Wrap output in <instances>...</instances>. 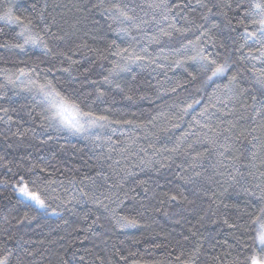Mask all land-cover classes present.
<instances>
[{
    "label": "trees",
    "instance_id": "16d2710c",
    "mask_svg": "<svg viewBox=\"0 0 264 264\" xmlns=\"http://www.w3.org/2000/svg\"><path fill=\"white\" fill-rule=\"evenodd\" d=\"M95 2L13 0L15 13L34 17L38 28L55 17L50 35L55 33L63 39L46 38L52 49L48 53L33 47L23 52L0 48V69L15 72L39 64L44 70L41 75L57 87L74 89L78 95L83 92L81 99L96 114L133 123L73 135L49 127L40 118L41 108L33 107V94L21 91L23 84L0 88V255L10 250V264H177L175 256L182 249L199 244L204 264H230L238 254L242 259L248 254L246 245L252 243L251 233L244 234L241 227L247 219L245 212L252 210L249 205L255 204L248 193L264 181L260 175L264 172V119L253 122L249 118L250 97L245 98V107H241L245 101H225L227 108L217 104L223 113L231 110L230 115L209 107L217 96H223H213L216 84L202 86L199 65L190 59L196 54L195 46L189 44L200 35L195 23L205 24L217 47L228 43L226 25L229 19H239L238 0H203L209 7L220 4L213 7L206 22L201 16L207 9L190 0L189 7L179 15L170 14L169 21L175 15L176 27L193 31L184 35L173 31L171 38L160 37L159 44L150 43L149 37L159 36L160 28L170 30L167 22L149 23L143 31L133 29L125 34L118 30L123 25L107 19L100 10L77 12L73 8L74 4L90 7ZM31 3L37 4L36 11ZM45 4L47 8H43ZM227 4L232 7H225ZM42 8L47 18L43 23L38 17ZM136 14L144 16L139 9ZM144 18L151 20V15ZM17 31L0 22V44L15 43ZM205 39L207 36L201 37V45ZM130 44L136 52L146 47L148 59L110 77L111 83L104 82L112 62L118 59L112 53ZM220 52L222 57L225 49L220 48ZM236 72L250 76L239 65L228 75ZM227 82V77L217 81L220 87ZM4 83L0 74V84ZM98 91L104 93L100 98ZM88 93L91 96L86 98ZM194 100L201 103L178 120L181 109ZM205 107L214 114L209 120L199 115ZM2 109H7V114ZM197 122L210 123L216 132L200 128ZM229 122L235 127L225 132ZM176 123L179 128L172 127ZM185 133L189 136L181 142ZM205 133L216 138L215 146L207 142ZM216 133L220 135L216 137ZM226 136L231 139L225 141ZM177 143L181 146L176 152L163 150ZM224 143L231 146L227 159L217 155ZM251 152H256L252 161L255 167L245 168ZM197 153H203L202 166L190 169L191 157ZM236 157H241L236 167L244 175L232 179L229 173L236 175ZM21 177L30 185L37 181L45 194L46 209L37 208L18 194L14 185ZM173 195L176 200L171 199ZM121 216L134 218L136 225L121 227L117 222Z\"/></svg>",
    "mask_w": 264,
    "mask_h": 264
},
{
    "label": "snow or ice",
    "instance_id": "6c2138e0",
    "mask_svg": "<svg viewBox=\"0 0 264 264\" xmlns=\"http://www.w3.org/2000/svg\"><path fill=\"white\" fill-rule=\"evenodd\" d=\"M197 3L201 7L207 9V12L201 16V20L208 21L209 15L213 13V7H220L219 3L213 4L209 7L203 0H197ZM190 5V0H142L141 3L130 4L128 0H96L90 7L82 5H73V8L77 12L88 11L92 9H98L101 13L113 22L123 25L118 29L120 32L125 34L135 29L136 31H143V27L149 23L160 24L161 21L168 23V29H159V36L152 35L149 37L150 43H160V37L166 36L171 38L173 31L180 33L181 35L186 34L189 31H193V28H178L176 27L175 15L173 19L169 21L170 14L175 13L176 15L181 14ZM30 7L33 11H36L37 4L31 3ZM45 4L43 8H47ZM63 7V5H58ZM227 8H231V4L225 5ZM43 8L38 13L39 20L43 23L47 18L44 15ZM137 9L144 12V16L151 15V20H147L144 16L137 15ZM150 10V11H146ZM236 9L239 11L236 15L239 19H235V26H233V19H229L226 27L228 28V36L226 40L228 43H221L217 47L215 41L212 40L211 36L208 35V31L205 29V24L195 23L194 28L199 29L200 35L197 36L196 42L189 41V44H194L196 54L190 57L191 60L195 61L200 68V72L203 76L201 81L202 86L211 87L216 84L217 87L214 89L213 96L217 93L222 94L223 99L217 96L216 103H210L209 107L216 108L217 112H222L224 115H230L231 110L227 113H223V109L217 107V104L223 105V108H227V102H241L245 101L246 97H250L252 105L251 116L249 117L253 122L258 118L264 119V0H238L236 3ZM227 16V13H224ZM86 18V17H85ZM186 19V16L183 17ZM34 17L17 15L14 11L13 0H4L0 3V22L4 26H12L19 31L16 32V42L11 44H0V48L7 49H18L23 52L27 47L42 48L45 53L51 52L46 38L55 40H61L63 37L57 36L55 33H51L50 29L55 24V17L52 18L51 23H44L43 28H38L34 23ZM67 23V21H65ZM79 20L77 19V23ZM218 27V25H213ZM242 29V30H241ZM147 35V33H145ZM207 36V39L203 40L201 45V37ZM135 40L136 37H131ZM209 41L211 44L209 46ZM184 47V45H182ZM129 48H133L130 44ZM129 48H119L112 53L113 56L118 57L117 60L112 62V68L108 70V75L104 77V82L111 83L110 77H114L119 72L128 71L131 64H137L148 59L147 48H142L140 52L129 50ZM210 48L212 50H210ZM220 48L225 49L223 56L221 57ZM63 55V53H60ZM70 59V58H69ZM257 64L260 67H257ZM243 67L244 71L250 73V76L245 78L242 72L233 73L229 76V72L236 66ZM44 70L39 68V64H36L32 68H18L15 72H11L7 69H0V74L3 75L4 84H0V88H6L11 85L13 87L18 84H23L24 88L21 91H27L33 94V100L35 101L33 107L40 106V118L52 128H58L65 130L73 135L90 134L91 130L96 128H105L111 124H131L132 121H115L109 120L106 115H98L91 110L90 106H86L85 100L81 99V96H85L83 92L79 95L76 90L66 91L63 88L57 87L53 83V80L47 79L46 75L42 76L41 73ZM48 71H51L49 69ZM67 71V69H64ZM227 77L228 82L220 87L217 81ZM92 83H95L92 81ZM119 87V85H117ZM173 92L175 89L172 90ZM199 91V89H198ZM255 93V94H253ZM104 95L103 92H97V98ZM91 93L86 94V98L90 97ZM212 100V96L209 97ZM200 100H194L193 103L187 104L181 109V115L177 117L178 120L182 121L185 115H188L190 110L194 109L195 105H199ZM245 103H241V107H245ZM7 114V109H2ZM205 120L210 119L208 107L202 109L199 113ZM9 121L11 117H8ZM200 128H207L212 132H216V129L212 127L210 123L197 122ZM223 123V121H221ZM139 127V125H137ZM172 127L179 128L180 124H173ZM235 124L229 122V128H225L224 131L228 132L230 128H234ZM115 132V129H112ZM167 131V129H162ZM220 133H216L218 137ZM189 133H185L181 138V142L187 140ZM99 139V137H96ZM110 139V138H109ZM205 139L213 146L217 144L216 138H211L205 133ZM231 137L226 136L225 141L230 140ZM256 137H253L252 147L255 148ZM181 144L177 143L173 148L163 149L166 152H176L180 148ZM192 148V145H188ZM220 149L217 155L227 159V153L230 152L231 146L227 143L220 144ZM208 151V149H205ZM187 154V153H186ZM203 153H197L191 157V162L188 167L195 169L201 167L200 162ZM256 158V152H251L247 158V163L243 165L245 168L255 167L252 161ZM241 157L234 158L233 170L236 175L229 173L230 178L235 179L236 176L243 177V173L240 172L239 167L236 164L239 163ZM217 164L222 167H226L223 161H217ZM163 166V165H161ZM187 171V169H185ZM249 174H252L249 171ZM196 176L200 175V172H195ZM264 177V172L260 174ZM186 181L191 180L190 177H181ZM88 179V178H86ZM14 188L18 194L24 198L25 201L31 203L40 209H46L48 204L44 198L45 194L43 189L39 187L36 180L29 183L24 182V178L21 177L17 185ZM245 191H248L245 189ZM255 204H250L251 211H246L245 216L247 219L241 226L244 230V234L249 235L251 240V246L246 245L247 255H244L241 259L238 254L234 257L230 264H264V181L256 183L253 186V190L248 193ZM172 200H176L177 196L173 195ZM99 203V201H97ZM106 207V206H105ZM121 227L135 226L136 220L127 216L118 217L117 220ZM230 227H236V225H229ZM195 235V233H193ZM188 238L185 237V240ZM12 252L10 250H4L3 254L0 255V264H10V257ZM81 257V261H83ZM214 259H219L214 258ZM177 264H204L201 261V246L199 244H192L189 246V250H181V252L175 256Z\"/></svg>",
    "mask_w": 264,
    "mask_h": 264
}]
</instances>
